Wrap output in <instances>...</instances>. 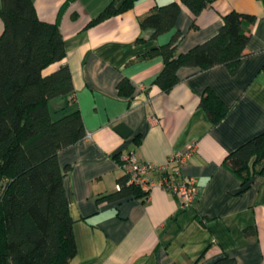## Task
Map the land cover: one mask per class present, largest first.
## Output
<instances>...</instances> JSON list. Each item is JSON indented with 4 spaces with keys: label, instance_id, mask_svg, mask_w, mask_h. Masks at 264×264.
I'll return each instance as SVG.
<instances>
[{
    "label": "crops",
    "instance_id": "crops-1",
    "mask_svg": "<svg viewBox=\"0 0 264 264\" xmlns=\"http://www.w3.org/2000/svg\"><path fill=\"white\" fill-rule=\"evenodd\" d=\"M64 1L33 3L40 19L58 23L64 39V58L44 71L68 65L74 89L63 112L77 109L85 128L82 138L57 155L60 165L71 166L63 177L76 244L69 264H209L224 256L233 264H264V176L255 175L240 190L239 177L222 163L264 130V0H215L195 17L181 4L175 26L157 36L152 28H140L139 19L170 0H136L92 24L106 6L124 0ZM230 9L256 18L234 73L224 65L182 66L170 90L154 84L162 57L139 56L167 42L175 30L183 33L177 49L186 52L213 35ZM123 78L131 85L129 94L117 89ZM206 88L228 107L215 123L200 106ZM66 99H52L50 108ZM119 122L131 129L127 137L114 129ZM192 142L195 149L181 171L199 188L192 206L180 208L179 198L160 186L145 198L97 200L117 189L124 175L121 153L133 151L158 166ZM159 175L155 170L150 178Z\"/></svg>",
    "mask_w": 264,
    "mask_h": 264
},
{
    "label": "trees",
    "instance_id": "trees-1",
    "mask_svg": "<svg viewBox=\"0 0 264 264\" xmlns=\"http://www.w3.org/2000/svg\"><path fill=\"white\" fill-rule=\"evenodd\" d=\"M135 1L106 6L89 24L124 11ZM214 1L170 0L142 16L139 26L152 28V36H157L175 26L181 4L195 17ZM0 17V264H69L76 244L63 177L71 166L60 165L57 155L82 138L85 128L77 109L63 112L74 89L68 65L44 71L64 58V39L57 22L37 16L33 0H1ZM255 19L253 14L230 9L213 35L186 52L178 51L183 33L175 30L167 42L139 57H162L153 80L162 91L177 83L182 66L224 65L234 73L246 54ZM117 89L129 94L131 85L123 78ZM57 97L68 100L51 109L49 102ZM200 106L214 123L228 109L210 88L204 90ZM222 163L239 177L240 190L248 188L255 175L264 176V130L228 152ZM129 195L145 198L148 190L127 184L123 175L115 191L97 200ZM233 263V258L224 256L209 264Z\"/></svg>",
    "mask_w": 264,
    "mask_h": 264
},
{
    "label": "built area",
    "instance_id": "built-area-1",
    "mask_svg": "<svg viewBox=\"0 0 264 264\" xmlns=\"http://www.w3.org/2000/svg\"><path fill=\"white\" fill-rule=\"evenodd\" d=\"M195 142L187 148L170 154L167 161L161 165L139 159L133 151L119 155V165L126 176V183L136 185L142 190H149L152 186H160L179 198L180 208L192 206L199 194V188L193 177H184L182 167L191 157ZM159 170L157 179H151L150 174Z\"/></svg>",
    "mask_w": 264,
    "mask_h": 264
},
{
    "label": "water",
    "instance_id": "water-1",
    "mask_svg": "<svg viewBox=\"0 0 264 264\" xmlns=\"http://www.w3.org/2000/svg\"><path fill=\"white\" fill-rule=\"evenodd\" d=\"M114 129L119 132L123 137H127L131 133V129L123 122H119L115 125Z\"/></svg>",
    "mask_w": 264,
    "mask_h": 264
}]
</instances>
